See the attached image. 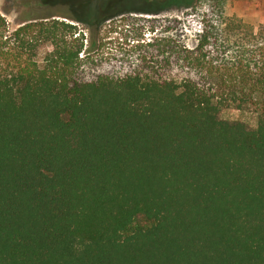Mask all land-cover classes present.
Segmentation results:
<instances>
[{
  "label": "trees",
  "instance_id": "1",
  "mask_svg": "<svg viewBox=\"0 0 264 264\" xmlns=\"http://www.w3.org/2000/svg\"><path fill=\"white\" fill-rule=\"evenodd\" d=\"M167 1L125 63L90 16L0 15V264H264V24Z\"/></svg>",
  "mask_w": 264,
  "mask_h": 264
},
{
  "label": "rangeland",
  "instance_id": "2",
  "mask_svg": "<svg viewBox=\"0 0 264 264\" xmlns=\"http://www.w3.org/2000/svg\"><path fill=\"white\" fill-rule=\"evenodd\" d=\"M167 2V0H0V15L5 18L8 32L17 28L22 20L48 18L47 20L55 19L75 24L77 30L85 34L88 33L86 26L75 23L74 18L90 16L98 21L96 25L98 28L93 29V33L96 32L100 44L99 54L113 63H125L128 57L132 56L134 49L132 46L167 35L170 32L169 28H172L171 25L167 27L168 21H182L187 18L186 10ZM200 4L197 5L196 13H203L206 10L207 4L205 3V6ZM210 4L214 6L212 1ZM222 5L226 18L251 26L254 31L264 24V0H222ZM192 18L191 24L197 31L199 24L196 20L199 17ZM195 40L196 36L190 30L189 35L184 36L180 44L192 46ZM221 118L240 120L250 127L255 126V117L250 112L226 109L221 112Z\"/></svg>",
  "mask_w": 264,
  "mask_h": 264
}]
</instances>
